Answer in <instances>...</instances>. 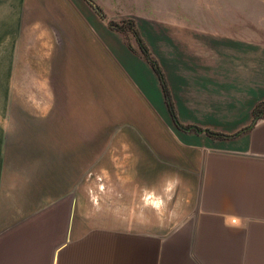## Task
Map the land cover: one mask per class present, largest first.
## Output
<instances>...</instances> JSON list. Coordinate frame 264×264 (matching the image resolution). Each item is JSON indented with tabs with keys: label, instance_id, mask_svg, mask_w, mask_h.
<instances>
[{
	"label": "crops",
	"instance_id": "obj_1",
	"mask_svg": "<svg viewBox=\"0 0 264 264\" xmlns=\"http://www.w3.org/2000/svg\"><path fill=\"white\" fill-rule=\"evenodd\" d=\"M120 17L133 19L179 120L227 135L184 128L204 145L191 159L198 170L174 175L184 179L181 205L168 214L154 190L135 196L133 171L124 200L117 190L92 199L80 183L54 187L52 169L6 186L0 137V264H264V116L251 123L264 100V0H0V83L49 82L71 51L99 65L104 45L161 111L160 83L134 37L129 46L106 23ZM13 189L20 199L5 203Z\"/></svg>",
	"mask_w": 264,
	"mask_h": 264
},
{
	"label": "rangeland",
	"instance_id": "obj_2",
	"mask_svg": "<svg viewBox=\"0 0 264 264\" xmlns=\"http://www.w3.org/2000/svg\"><path fill=\"white\" fill-rule=\"evenodd\" d=\"M121 18L131 17L106 19V23L115 29L108 20ZM123 25V31L115 30L130 46L129 39L134 36ZM135 50L144 58L138 47ZM101 58L100 64L94 65L91 58L82 59L71 51L70 64L63 60L64 65L54 66L56 71L49 82L0 83L6 186L17 187L20 182L25 188L32 179L30 174L52 169L54 187L67 181L71 185L80 183L85 184L91 197L97 193L108 197L110 190H117L118 198L124 200L128 176L133 171L135 196L143 188L154 190L160 202L167 204L168 214L174 205H181L174 202V193L180 190L179 180L184 179L174 175L181 170H198V163L193 161L199 158L205 137L190 136L174 125L162 96L159 111L152 94L132 79L104 45ZM47 87L52 97H45ZM46 105L52 107L51 113L28 112ZM189 137L196 140L198 149L186 144ZM160 139L165 146L159 145ZM37 145L42 149L35 153ZM39 156L46 161L35 159ZM191 180L194 182V176ZM19 193L14 189L7 192L5 203L20 199ZM24 194L22 203L27 201ZM155 198L148 199L151 202Z\"/></svg>",
	"mask_w": 264,
	"mask_h": 264
},
{
	"label": "trees",
	"instance_id": "obj_3",
	"mask_svg": "<svg viewBox=\"0 0 264 264\" xmlns=\"http://www.w3.org/2000/svg\"><path fill=\"white\" fill-rule=\"evenodd\" d=\"M108 24L111 27L117 29L118 31H123L124 30L123 24H125L127 30H129L132 33V35L135 38L139 52L149 62L151 68L153 69V71L155 72V74L158 78V81H159L160 86H161L164 102H165L166 107L168 109L169 115H170L173 123L176 126H179L182 128H188V129L194 130V131H204L205 133H207L208 135H211V136H226L227 135V134L222 133L220 131H215V130L209 129L207 127H201V126H198L196 124H183V123H181L178 120L176 113L174 111L173 101H172L168 86L166 84L163 72L161 71V68L157 64L156 60L149 53V50L147 49L146 45L144 44V42L142 41V39L138 35V32L135 28L133 19L132 18H121L119 20H108ZM251 113H252L251 123L254 122L257 118L264 116V100L257 101L253 105Z\"/></svg>",
	"mask_w": 264,
	"mask_h": 264
},
{
	"label": "snow or ice",
	"instance_id": "obj_4",
	"mask_svg": "<svg viewBox=\"0 0 264 264\" xmlns=\"http://www.w3.org/2000/svg\"><path fill=\"white\" fill-rule=\"evenodd\" d=\"M235 222V221H234Z\"/></svg>",
	"mask_w": 264,
	"mask_h": 264
}]
</instances>
